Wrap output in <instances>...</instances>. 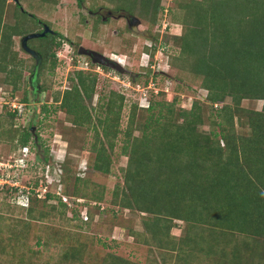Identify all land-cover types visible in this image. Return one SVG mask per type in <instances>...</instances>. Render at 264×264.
Wrapping results in <instances>:
<instances>
[{
    "label": "rangeland",
    "instance_id": "374dc122",
    "mask_svg": "<svg viewBox=\"0 0 264 264\" xmlns=\"http://www.w3.org/2000/svg\"><path fill=\"white\" fill-rule=\"evenodd\" d=\"M17 1H7L3 21L14 25L19 15L16 4H20L19 13L22 15V11H26L48 25L53 32L51 35L61 39V45L56 49V67H45L40 76L33 77L31 84V74L39 70L38 66L35 70L37 61L21 48L22 38H13V50L23 64L19 68L23 77L16 87L8 84L6 74L0 72V166L10 157L19 159L22 156L18 135L35 119L38 124L32 125L33 138L38 134L39 143L31 140L33 150L27 169L23 173L12 170L10 176L18 179L22 173L21 184L44 182L42 177L49 176L51 167L47 165L45 171L44 163L37 160L34 144H39L38 155L47 156L52 167L55 162L59 164L55 167L56 174L63 171V191L78 196L69 197L71 201L66 198L71 207L64 215L57 198L47 202L40 200L29 206L22 194L16 197L0 189V264H175L180 241L190 234L188 226L192 222H166L161 218L163 226L159 233L162 236L157 239L152 226L155 216L133 206L130 193L124 190V177L129 154L137 145L135 140L149 136L158 141V136L170 129L168 122L182 123L179 113L190 111L195 103L203 110L198 133L209 136L220 132L211 121L216 110L208 100V91L190 75V64L177 62V58L183 56L181 39L190 29L179 13L178 4L182 0H160L162 8L158 12L139 4L131 12L118 10L108 0H85L82 5L77 0ZM32 26L34 30L42 29V24ZM80 45L112 61L119 57L118 64L125 73L92 64L89 57L79 54ZM28 46L39 48L40 43L32 42ZM85 63H89L91 70L83 71L95 77L94 95L85 97L84 105L93 121L81 126L58 106L65 91L76 83L71 80L76 71H82ZM112 92L125 97L121 109ZM112 97L114 103L109 112ZM6 100L20 105L22 116L11 118L9 108L3 105ZM227 103L231 104V99ZM150 104L154 107L147 109ZM169 108L172 113L167 110ZM241 108L261 111L263 100H244ZM134 113L135 123H131ZM118 116V122L114 123ZM154 117L162 120L157 136L149 131L158 124H147ZM240 122L235 118L234 127L228 125L232 129L230 133L249 137L248 121ZM224 143L222 140L221 145ZM137 147L141 150L143 146ZM100 160L109 162V173L95 169ZM11 185L14 187L16 183ZM78 197L85 199L75 202ZM97 200L100 205L94 206ZM124 200L130 208L123 204ZM183 206L186 207L185 202ZM29 207L31 212L27 210ZM186 212L195 216L192 209ZM171 225L170 232L163 233L165 227ZM227 233H219L225 239L221 245L228 246L229 251L223 264H232L235 253L240 255L236 261L239 264H264V234ZM118 259L122 262H117ZM217 263L222 264V261L216 258L213 264Z\"/></svg>",
    "mask_w": 264,
    "mask_h": 264
},
{
    "label": "trees",
    "instance_id": "16d2710c",
    "mask_svg": "<svg viewBox=\"0 0 264 264\" xmlns=\"http://www.w3.org/2000/svg\"><path fill=\"white\" fill-rule=\"evenodd\" d=\"M7 1L0 0V72L6 74L8 84L17 87L23 77L19 70L23 64L17 60L18 53L13 50V38L23 39L43 33L42 29L34 30L32 25L45 23L26 11H22L21 15V5L16 4L19 14L17 22L14 25L6 24L3 16ZM84 1L78 0V3L82 5ZM108 1L115 4L116 9L128 12L136 9L137 4L152 8L153 12L162 8L160 0ZM178 6L182 21L190 29L181 39L183 56L177 58V62L190 64V75L199 80L203 90L208 91V100L216 110L211 121L220 132L209 136L198 133L197 127L203 120L200 105L195 103L190 111L182 110L179 113L182 123L171 119L173 122H168L170 129L158 136V141L149 136L135 140L143 149L138 150L136 145L129 154L124 190L130 193L136 209L155 216L152 226L157 239L163 226L161 218L166 222H192L188 226L190 234L180 241L175 264H213L216 258L223 264L229 251L228 246L221 245L225 239L219 233L236 232L245 236L264 234V0H182ZM30 41L40 43L39 48H31L40 53L43 60L36 71L38 77L48 65L51 69L56 67V49L60 47L61 39L46 34L29 39L27 45L32 43ZM71 80L76 83L73 82L71 89L65 91L58 107L77 125L86 126L91 124L93 117L84 106L85 97H93L95 77L78 70ZM115 93L111 95L118 99L116 103H120L121 109L125 97ZM113 97L109 101V112H112ZM228 99H231V104L227 103ZM244 100H263V108L261 111H243L241 103ZM153 107L150 104L147 109ZM43 110L49 113L46 107ZM167 110L173 112L170 108ZM9 115L11 118L20 117L18 111H9ZM132 116L130 121L135 123V113ZM235 118L239 122L248 121L251 128L249 137L230 133L232 129L228 125L233 128ZM118 119L119 116L114 123ZM159 119L154 117L147 122L150 126L158 124L150 131L146 128L156 136L162 121ZM33 124H38L37 120L33 119ZM32 125L19 133V149L30 145L33 139L34 143H39L38 134L36 139L33 138ZM222 140L224 145H221ZM38 160L44 163V169L50 164L53 182L51 192L43 201L57 198L65 215L67 208L71 207L70 198L78 195L63 191V171L55 172L58 163L55 162L52 167L49 158L40 157V154ZM95 169L109 173V162L100 160ZM42 179L45 181V176ZM25 184L36 188L39 182L27 181ZM61 185L62 192L58 195L56 192ZM5 187L0 189L12 195L16 192V189ZM63 197L70 201H64ZM83 199L78 197L75 202ZM39 201L31 195L29 206ZM99 203L100 200L94 206ZM84 204L88 208L87 203ZM123 204L130 208L126 200ZM30 208H27L29 212L32 210ZM189 209H192L194 217L186 212ZM172 227L166 226L163 233L168 234ZM239 256L233 254L232 264L239 260ZM117 262L122 260L118 259Z\"/></svg>",
    "mask_w": 264,
    "mask_h": 264
},
{
    "label": "built area",
    "instance_id": "2783aa9c",
    "mask_svg": "<svg viewBox=\"0 0 264 264\" xmlns=\"http://www.w3.org/2000/svg\"><path fill=\"white\" fill-rule=\"evenodd\" d=\"M151 47V45H149ZM148 55V54H147ZM116 61L119 62V57L117 59H114ZM80 68V67H78ZM80 70H85V71H89L91 70L89 68V63H85L84 67H82ZM153 85V84H151ZM151 88V87H149ZM146 96V95H144ZM0 99H1V95H0ZM3 104V102L1 103ZM3 105H7L9 108V111L12 113H15L18 111V115H22L21 114V107L20 105H18L17 103H12L10 104L9 102H6ZM22 156L19 159H13V157H10L8 162L6 164H3L2 166H0V187H5V186H10L11 184L16 183V186L12 187V185L9 187L13 190L16 189V192L14 193L16 195V197L20 196L21 194L25 197V200H27V204L28 205L30 203V197L31 195L35 196L36 198L40 199V200H45L47 199V195L48 193L51 192L50 190V185H53L52 182V178L50 176V172H49V176H46L45 181L43 183H39L38 187H33L32 185H26V184H21V175L19 173L18 179H15L14 177L10 176V173L13 172L12 170L15 171H19V170H26L28 167V159H29V153H30V149L29 147H25L22 149ZM2 164V163H1ZM47 168H50L49 166ZM18 169V170H17ZM4 170V173H1V171ZM46 171V169H45ZM51 171V168H50ZM62 186V185H61ZM61 186H59V188L57 189L56 194L60 195L62 188ZM19 193V195H18ZM65 201H67L66 197H63Z\"/></svg>",
    "mask_w": 264,
    "mask_h": 264
},
{
    "label": "water",
    "instance_id": "95a60500",
    "mask_svg": "<svg viewBox=\"0 0 264 264\" xmlns=\"http://www.w3.org/2000/svg\"><path fill=\"white\" fill-rule=\"evenodd\" d=\"M16 2H18V1L16 0ZM49 32H50V28L46 27L45 30L43 31V33L26 36L21 40L23 49L25 50V52L30 54L34 59H36L38 67L42 63V56L37 51L30 49L27 45V42L29 39H31L33 37L37 38L40 36H45ZM78 52L80 55H84V56L89 57L92 61V64H99V65H102L105 67H110V68L116 69L120 73H125L124 68L122 66H120L116 62L112 61L111 59H109V57H107L104 54L98 53V52L93 51V50L86 49L85 47H82V46L79 47ZM36 71L34 72L33 77H35ZM33 132H34V128H33Z\"/></svg>",
    "mask_w": 264,
    "mask_h": 264
},
{
    "label": "clouds",
    "instance_id": "9594fccd",
    "mask_svg": "<svg viewBox=\"0 0 264 264\" xmlns=\"http://www.w3.org/2000/svg\"><path fill=\"white\" fill-rule=\"evenodd\" d=\"M22 47V46H21ZM110 58V57H109ZM112 60V59H111ZM114 62H116L117 64L119 63L118 61H116V60H113ZM83 71V70H82ZM216 107H217V105H216ZM35 145V144H34ZM36 146V149H37V153H36V158H37V160H38V149H39V146L36 144L35 145ZM25 147H29V149H30V153H31V150H33V148H32V145L30 144H28V145H26V146H24V147H22L21 149H20V151L22 152V149L23 148H25ZM30 153H29V157H30ZM56 161V160H55ZM59 161V160H58ZM28 162H29V159H28ZM25 170H23L22 171V173L24 172ZM22 173H21V176H22ZM22 180V179H21ZM23 184H25V183H23ZM26 185H31V184H26ZM33 186V185H32ZM68 201V200H67Z\"/></svg>",
    "mask_w": 264,
    "mask_h": 264
},
{
    "label": "flooded vegetation",
    "instance_id": "af4514ba",
    "mask_svg": "<svg viewBox=\"0 0 264 264\" xmlns=\"http://www.w3.org/2000/svg\"><path fill=\"white\" fill-rule=\"evenodd\" d=\"M77 2H78V0H77ZM110 13V12H109ZM46 27H48L47 25H45V24H42V31H44L45 30V28ZM49 28V27H48ZM47 34H53V32H52V30L50 29V32L49 33H47ZM28 43V42H27ZM81 46V45H80ZM153 48H156L155 46H152ZM30 48V47H29ZM31 49V48H30ZM33 50V49H32ZM35 51V50H34ZM36 60V59H35ZM36 70V69H35ZM34 72L35 71H33V73L31 74V76L33 77V74H34ZM36 74H37V72H36ZM35 74V75H36ZM30 78V82H31V84H33V81H31L33 78Z\"/></svg>",
    "mask_w": 264,
    "mask_h": 264
}]
</instances>
